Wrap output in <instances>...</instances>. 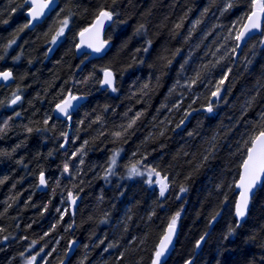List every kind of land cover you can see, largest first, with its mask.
<instances>
[{
	"label": "trees",
	"instance_id": "1",
	"mask_svg": "<svg viewBox=\"0 0 264 264\" xmlns=\"http://www.w3.org/2000/svg\"><path fill=\"white\" fill-rule=\"evenodd\" d=\"M227 2L61 0L29 31L23 0H0V72L11 70L15 77L13 85L0 87V113L11 115L0 135V264H28L38 252L35 264H151L178 211L180 232L166 264H264V186L242 226L236 228L234 215L243 159L238 144L264 113V88L257 95V82L264 84V48H252L257 36L235 59L229 32L249 6L234 0L225 11ZM102 7L119 13L106 35L110 49L86 63L78 38ZM69 14L65 35L52 44L59 20ZM141 24L146 31L137 32ZM106 68L115 75L116 92L101 89ZM228 68L217 103L211 92ZM197 72L201 80L189 88ZM62 90L88 98L70 123L54 116ZM14 93L22 99L12 107ZM137 113L136 124L115 136ZM46 127L51 130L36 131ZM114 152L119 155L112 165ZM66 163L71 174L63 171ZM133 165L145 175L129 176ZM145 166L167 174L164 197L153 177L148 183ZM109 168L114 174L105 179ZM41 172L47 192L38 191ZM69 192L78 196L74 206ZM109 244L117 246L105 251Z\"/></svg>",
	"mask_w": 264,
	"mask_h": 264
},
{
	"label": "snow or ice",
	"instance_id": "2",
	"mask_svg": "<svg viewBox=\"0 0 264 264\" xmlns=\"http://www.w3.org/2000/svg\"><path fill=\"white\" fill-rule=\"evenodd\" d=\"M23 3L28 5L27 13L29 16V22L24 25V28L31 27L33 25V22H38L42 18H45L47 15L54 12L59 6L58 0H23ZM113 3H115V0H113ZM233 3L234 0H228L224 10L227 11L231 9L233 7ZM247 4L249 6L248 12L242 15L232 25L233 31L229 32V36L236 41L235 47L231 49L233 53H235L237 49L240 48L241 44L247 46L252 40H256L257 34H259V39L257 41V44L252 45V48L255 49L257 46L264 48V0H247ZM205 11H208V9H205ZM118 15L119 13L116 12L114 9L102 7L96 14L93 24L80 32L81 44L77 46L78 50L80 47L85 46V41L83 38L86 34H88L90 37V41L87 42L86 47L92 49V52L94 53L104 52L108 45L107 40H103L100 38L104 29V25L106 22L115 23L116 21L114 20V17ZM70 18L71 16L69 14L68 17L59 20V28L55 32V35L52 37V44H56L57 40L65 35V31L69 26ZM180 26V24L176 25L177 28H179ZM22 30L23 29H21V31ZM142 31H146L145 26L143 24H141L137 29V32ZM15 42L16 40L12 39L8 44V47H11V45L15 44ZM151 43L152 42L150 40L147 41V47L143 49L145 53L148 51V48L151 47ZM49 51H51V49H49ZM178 51L179 50H177L176 54H178ZM85 55H90V53H85ZM2 58L3 57H0V59ZM16 59H19V57H17ZM161 59L165 60L167 65H170L172 62L171 60L167 59V57H161ZM140 63H143V61L141 60ZM185 63H187V61H185ZM248 63H251V61L249 60ZM181 70H183V65H181ZM230 72L231 68L226 69L222 77L213 86L214 90L211 92V96L216 99L217 103H219L220 101L221 92L224 91V84L225 81L228 79V74ZM102 74V79L99 81L100 85L102 87L107 86V88L111 89V91L116 92L117 87L115 84L116 78L114 73L110 69L106 68L102 69ZM13 78L14 77L11 70L0 72V80L2 81H8ZM200 80L201 74L197 72L195 77L190 80L188 87L191 88L192 85L196 84ZM144 88H148V84H145ZM260 88H264V84H260V82L258 81L257 95H259ZM60 96L61 99L55 104L54 111L57 113L58 118L62 117L65 118L66 121H71L72 112L76 110V108L78 107V102L84 99V97L75 95L70 90L66 93L62 90ZM21 99L22 97L20 95L14 93L13 99L11 100V104L15 105L19 101H21ZM255 99L256 96L251 97V99L248 101L249 106L255 101ZM178 107L179 105H177V108ZM206 111L208 113L214 112V105L212 102H209L208 106L206 107ZM19 115L20 113L17 112L16 116ZM125 115H127V113H125ZM141 115L142 113H137L136 118L130 119L127 127L123 128V132H116L114 133V135L120 137L122 136V134L127 133L128 129H131L136 124V120L139 119ZM188 115H190V113H188ZM50 120L51 117H47L44 120V124L48 125ZM7 127V122H4L3 126L0 127V133H2ZM52 127L54 128L55 125L53 124ZM177 127H179V125H177ZM49 130L51 129L47 127L44 129H36V131ZM26 131L31 133L33 131V128L26 127ZM61 135L65 137V143H67V132H62ZM161 135H163V133H161ZM189 135L191 136L192 133H189ZM84 143L87 144V141H85ZM63 146L64 145L62 144L61 147ZM238 151L242 153L243 159L239 165V167L242 169V173L239 178V183L236 184V187L240 188L242 191L240 193L239 201H237L235 204V215L239 221H243L248 215L250 194L252 193V190L258 184L264 186V113H261L258 122L252 124V128L246 134V138H242V140L239 142ZM79 154L82 155L83 150H81ZM210 154L211 153H209V155ZM49 155H51V153H49ZM118 155V152H114L111 161L112 165L116 164V157ZM209 155H205L203 157V160L205 162L209 159ZM80 163H83V161L81 160ZM145 168L147 169L148 183L152 184V177L155 176L157 178L155 180V183L159 185V195L160 197H164L170 187L167 174L165 173L163 176H161V171H159L157 167L147 168V166H145ZM63 171L65 173L71 174L67 163L63 166ZM112 174L114 173L112 172V169L109 168L107 170L105 179H107L108 175ZM133 175L143 176L145 175V172L141 171L136 165H133L129 171V176ZM39 183L40 185H47V180L45 179L43 172H41L39 176ZM187 190L188 189L183 186L180 188L181 193H184ZM68 195L72 205L74 206L76 200L78 199V196H73L71 192H69ZM57 211H59V209H57ZM180 215L181 212L178 211L174 216L171 217L170 222L167 225L166 231L164 232L163 236L155 247L151 264H166L170 248L173 246L172 242L176 235V229L178 221L180 219ZM216 215L218 216L219 213L217 212ZM212 220H215V216L212 217ZM238 227H240L239 222L236 225V228ZM236 228H230L228 235H234ZM205 235H207V233H205ZM5 239H7V237H5ZM203 240L204 237L202 236L201 239L197 241V248L200 247ZM72 243L75 244V241H73ZM101 243H103V241H101ZM116 246L117 245L115 244H109L107 248H105V251H107L109 248H113ZM68 250L72 251L73 249L71 246H69ZM41 251H43V249H41ZM38 255H40L39 252L36 255L32 256L31 259L28 261V264H35L36 257ZM45 255H50V253H46ZM121 258H123V253H121ZM44 264H47V261H45ZM60 264H63V261H61ZM80 264H85V261L82 260ZM185 264H192V260H187Z\"/></svg>",
	"mask_w": 264,
	"mask_h": 264
},
{
	"label": "water",
	"instance_id": "3",
	"mask_svg": "<svg viewBox=\"0 0 264 264\" xmlns=\"http://www.w3.org/2000/svg\"><path fill=\"white\" fill-rule=\"evenodd\" d=\"M60 1L61 0H58V5H60ZM25 6H27L28 7V5H26L25 4ZM59 7V6H58ZM58 7L56 8V10L58 9ZM55 10V11H56ZM54 11V12H55ZM53 13V12H52ZM52 13L51 14H49V15H47L45 18H42L40 21H38V22H33V25L31 26V27H28V30L29 31H32V30H34L37 26H39V25H42L45 21H46V19L49 17V16H51L52 15ZM26 19H27V21L29 22V16H28V13L26 12ZM93 24V23H92ZM111 24H112V22H106L105 23V25H104V29H103V32H102V35H101V39H103V40H106V35H107V32H108V30H109V28H110V26H111ZM91 26V25H90ZM89 26V27H90ZM257 36H259V34H257ZM84 39V41H85V46L84 47H80L79 48V50H78V47H77V52H78V55L79 56H85V53H90V55H87V59H86V63H88V62H90V61H93V60H96V59H101V58H103L107 53H108V51H109V49H110V44L108 43V45H107V47H106V49H105V51L104 52H102V53H94V52H92V49H90V48H87L86 47V44H87V42H89L90 41V37H89V35L88 34H86L85 35V37L83 38ZM81 44V37H80V35H79V38H78V45H80ZM245 48V45L244 44H241V46H240V48H238L237 49V53H236V55H235V59L237 60L238 59V57H239V55L241 54V52H242V50ZM7 71H9V70H7ZM112 71V70H111ZM12 72V71H11ZM113 72V71H112ZM13 73V72H12ZM102 76H103V74H102ZM13 77H14V73H13ZM102 79V78H101ZM15 83V77L13 78V79H10V80H8V81H2V80H0V87L1 86H3V87H5V88H8V87H10L11 85H13ZM115 84H116V80H115ZM101 89H102V91H107V90H111V89H109V88H107V86H101ZM84 97V99H82V100H80L79 102H78V107L76 108V110L75 111H73L72 112V116L87 102V100H88V98L87 97H85V96H83ZM21 101H19L17 104H15V105H13V104H11V106H16V105H18L19 103H20ZM54 116H55V118L56 119H58V120H61V121H66V119L65 118H62V117H60V118H58V115H57V113L54 111ZM69 122H71V121H68V123ZM241 173H242V169H241V172H240V175H241ZM45 176V175H44ZM240 178V177H239ZM45 179L47 180V178H46V176H45ZM239 183V179H238V181H237V183L236 184H238ZM262 188V186L261 185H257L253 190H252V193L250 194V201H249V209H248V213H249V210H250V207H251V203H252V201H253V199H254V197H255V195H256V193L258 192V190L259 189H261ZM38 191L39 192H47L48 191V182H47V185L46 186H44V185H40V183L38 184ZM236 191H237V193H238V197H237V200H236V202L237 201H239V199H240V193H241V189L240 188H238V187H236ZM234 215H235V209H234ZM248 216V215H247ZM247 216H246V218L243 220V221H239L238 220V218L236 217V215H235V218H236V220H237V223L239 222V224H240V226H242V224L245 222V220L247 219ZM179 232H180V228H179V226L177 225V229H176V235H175V237H174V239H173V242H172V244H173V246L170 248V252H169V255L167 256V260H166V262L170 259V257H171V255L173 254V252H174V250H175V248H176V244H177V239H178V236H179Z\"/></svg>",
	"mask_w": 264,
	"mask_h": 264
},
{
	"label": "rangeland",
	"instance_id": "4",
	"mask_svg": "<svg viewBox=\"0 0 264 264\" xmlns=\"http://www.w3.org/2000/svg\"><path fill=\"white\" fill-rule=\"evenodd\" d=\"M4 122H7V124H8V127L2 132V133H4L8 128H9V126H10V124H11V115L9 114V113H7V112H2V113H0V127H2L3 126V123ZM2 133H0V135L2 134ZM153 178H154V182H155V180L157 179L155 176H153ZM156 184V183H155ZM156 186H157V188H159V185L158 184H156ZM201 246V245H200ZM199 249H200V247H199Z\"/></svg>",
	"mask_w": 264,
	"mask_h": 264
},
{
	"label": "bare ground",
	"instance_id": "5",
	"mask_svg": "<svg viewBox=\"0 0 264 264\" xmlns=\"http://www.w3.org/2000/svg\"><path fill=\"white\" fill-rule=\"evenodd\" d=\"M77 46H78V44H77ZM243 51V50H242Z\"/></svg>",
	"mask_w": 264,
	"mask_h": 264
}]
</instances>
